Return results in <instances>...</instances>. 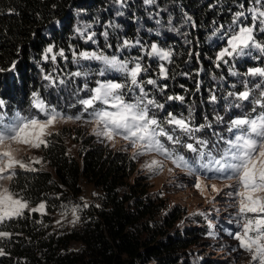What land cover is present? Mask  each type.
I'll use <instances>...</instances> for the list:
<instances>
[{"label":"trees","instance_id":"1","mask_svg":"<svg viewBox=\"0 0 264 264\" xmlns=\"http://www.w3.org/2000/svg\"><path fill=\"white\" fill-rule=\"evenodd\" d=\"M250 3L252 0H156L154 5L145 6L143 0H128L121 10L128 11L125 14L139 10L147 27L136 32L128 24L123 33L108 27V42L98 45L95 50L107 53L111 50L120 56L127 53L134 54L133 57L141 56L139 47L117 50L125 39L141 40L145 46L157 42L162 47L171 48L173 57L170 63H166L167 79L156 75L158 61L155 58H150L147 63L148 57L145 56L142 61L148 69L139 78L142 86L151 99L163 104L162 108L151 107L150 112L167 131L171 127L166 123L169 113L190 121L191 127L198 129L192 132L196 134L194 143L199 145L198 141H204L206 151L219 155L226 147L224 141L233 136L229 132L232 119L255 116L264 111L253 103L260 98L259 89L253 90L252 100L240 102L239 107L228 96L229 92L244 90L246 79L253 84L259 82V78L244 74L250 67H264V53L253 50L252 56L231 61L233 70L239 74L236 76L231 75L229 64L221 63L217 67L213 60V52L216 54L225 41L220 39V33L216 36L212 33L220 25L227 29L233 13L241 11V5L245 9ZM114 4L113 0H0V69H3L0 71V100L4 101L8 115L15 110L24 115H37L32 104L33 93H37L45 103L55 101L56 106L62 103L66 113L73 114L79 109V96L86 95L88 90L85 92L78 82L93 85L96 78L103 77L96 75L91 68L99 66V62L73 61L70 47L76 52L90 50L91 47L75 40L72 26L80 13L88 18L97 15L103 20L106 12L105 21L111 18L114 23H119L120 17H114L110 11ZM157 13L164 28L169 16L174 20L172 25L175 28L185 27L190 36L186 43L196 44L194 48L198 54H186L185 44L165 31L160 37L153 33L155 30L150 28L147 15L154 17ZM185 14L192 18L194 27L184 21ZM249 21L248 17L244 23ZM150 22L155 23V19L151 18ZM210 36H213L212 43L207 45ZM255 38L264 41V33L257 29ZM217 41L219 43L213 47ZM49 45L54 46L57 52L63 49L67 59L57 56L55 62L43 60L41 56ZM13 61L16 62L15 68L9 71ZM71 67L84 69L89 73L88 77L77 79L76 84L71 81L65 84V81L59 83L56 73V82L51 87L49 83L47 86L44 76L53 75L50 69H57L60 73ZM154 76H157L156 84H147V79ZM213 95L216 96L215 101L211 99ZM177 96L183 99H169ZM50 133L46 137L47 147H40L41 158L50 169L16 168V175L8 181V188L26 201L35 203L42 200L46 205L45 212L32 213L25 209L21 216L0 223V232L9 234L0 237V250L4 253L0 255V264H190L187 249L194 241L192 227L185 226L180 231L171 229L176 215L168 220L164 218L162 224L150 220L156 206L138 188L140 183L126 180L133 164L125 152L86 143L79 156L75 157L66 152L57 131ZM174 136L181 138L177 144L180 147L182 139L188 135L178 131ZM80 178L102 190L100 204L83 210L78 228L58 233L50 230L48 213L79 198ZM72 241H77L78 246L70 247Z\"/></svg>","mask_w":264,"mask_h":264},{"label":"snow or ice","instance_id":"2","mask_svg":"<svg viewBox=\"0 0 264 264\" xmlns=\"http://www.w3.org/2000/svg\"><path fill=\"white\" fill-rule=\"evenodd\" d=\"M120 7L127 4L128 0H113ZM145 5H154L156 0H143ZM252 7L233 13L231 24L227 29L220 25L212 33L216 36L220 33V39L225 41V46L221 47L216 53L215 62L217 67L221 63L229 64L231 75H239L233 70L231 61L252 56L253 50H259L264 53V44L258 42L255 38V31L258 29L264 32V0H252ZM117 15H123L117 12ZM159 16V13L156 14ZM153 17L155 23L163 27L161 19ZM251 17L252 24L244 23L248 17ZM186 23H192V18L185 14ZM194 27V23H192ZM92 25H83L76 28L78 36L85 39L86 42H95V33L89 31ZM107 27H118V25L109 24ZM223 29V31H221ZM168 30L176 31L172 25V17L168 18ZM149 31H153L149 29ZM159 35V32H156ZM105 38L108 32L103 33ZM111 47V45H108ZM141 48L142 55L121 59L116 55L109 56L103 51L84 50L73 51V61H97L102 67L97 75L104 77L108 72L119 73L122 81L115 79L97 80L96 86L88 88L87 83L84 87L90 95L82 100L80 104L83 112L75 116H65L55 108H51L40 100L37 93H33L32 104L43 114L44 119L36 116H23L17 112L13 117L7 120L3 111H0V182L12 180L16 175L14 169L17 167L26 170H35L28 164L19 159L16 155V149L13 145H28L36 149L41 146L47 147L46 137L51 133L48 129L60 120H76L84 123L93 124V133L102 138V140L115 144L116 138H120L131 147L133 158L141 155L155 154L163 157L165 160L186 172L189 176L195 177V187L201 188L202 175L212 173L215 178L230 180L233 183L225 184L224 188L229 189L225 194L232 201L231 207L235 210V222L241 230L232 233L233 238L239 242V248L248 252L250 255L249 264H264V111L255 116L237 117L230 121L229 132L233 136L224 141L226 147L219 155H213L210 151L205 150V142L198 141L201 147H194L189 143L184 145L189 151L197 153L196 157L189 160L182 154L169 149L161 142V137L172 144H179V139L161 125V122L151 112V107L162 108L155 100L148 96L147 91L142 86L140 76L147 72L143 65L144 57L156 58L161 63L158 65V76L164 79L168 78V69L166 63H170L173 57L171 48H165L157 42H152L145 46L141 40L125 39L118 46V51L124 48ZM57 56L64 57L65 52L60 49L54 51V46L49 45L45 48L42 59H51L56 61ZM255 58V57H254ZM16 62L13 61L9 71L15 68ZM3 71V69H0ZM74 77L87 78L89 73L84 70L71 73ZM246 77L259 78V82L253 84L251 80L244 81V90L238 92H229L228 96L235 101V106L239 107L240 102L252 100L254 89L260 90V98L253 101L258 107L264 109V67H250L244 74ZM45 80L56 81L49 75L44 76ZM59 83H64L60 80ZM147 84H156V80L148 79ZM138 89V95L134 99H126L127 92ZM127 90V92H126ZM169 99L182 100L183 97H169ZM213 101L216 96L211 97ZM6 107L3 100H0V110ZM255 112V108L253 109ZM166 123L185 133H192L198 129H193L190 121L184 118H176L169 113ZM36 160L34 163H39ZM142 168L149 172H158L162 170L163 163L157 159L146 161ZM171 171V169H169ZM206 178H213L208 176ZM212 190L221 192L222 189L212 185ZM88 204L83 205H64L65 215L71 212L73 219L71 223L75 224L79 220L81 208H87ZM29 207L28 202L16 198L15 194L8 188L0 186V223L6 219L19 217L24 210ZM46 205L41 202L37 207L31 208L32 213L45 212ZM251 214V215H250ZM60 223V221H57ZM211 227V226H210ZM9 234L0 232V237H7ZM213 235V233H209ZM236 249H233L235 251ZM0 250V255H3Z\"/></svg>","mask_w":264,"mask_h":264},{"label":"rangeland","instance_id":"3","mask_svg":"<svg viewBox=\"0 0 264 264\" xmlns=\"http://www.w3.org/2000/svg\"><path fill=\"white\" fill-rule=\"evenodd\" d=\"M252 6L253 4L250 3L247 6V8ZM110 11L113 12L112 15H114V17H120L119 19L121 21H119V23L118 22L114 23V20L111 18L105 21V19L107 18L106 12L104 14L105 16L102 18L103 20H100L99 17H97V15L88 18L85 17V15H83L82 13H80L78 20H75L76 23L72 26L73 29L72 32H74L73 36L75 37V40L77 41L81 40L82 43H87L90 45L91 47L90 50H95L96 48H98V45L104 44L103 42H108L110 32H109V28L108 27L106 28V25L109 24L118 25V27H111V29L115 28L120 33L124 32L128 24H131L133 29L135 31L137 30L136 32L144 31V28L147 27L144 26V17L142 16L139 10L137 12H133L131 10L129 14H125L128 11L121 10V7H119V5L114 4L112 10ZM118 11L122 12L123 15H117ZM147 17L149 18L150 28H153L155 30L153 33L159 32L160 34H162L165 31L170 36L175 37L178 41L185 44V47H187L186 54L193 56L198 54L196 47L194 48L196 44L192 45L190 44L191 43L190 42L187 45L188 41L190 40V36L188 35L189 33L188 31H186L185 27L176 28L177 29L176 31H169L168 23H166L167 27L164 28L165 25H163V27H159L161 28V30H159L156 23L150 22V19L153 18L152 15L151 16L147 15ZM157 17L158 16H156V18ZM86 18H88V20ZM249 18L250 21L247 25L252 24L251 17L249 16ZM86 24L92 25L89 31L94 32L95 34L96 33L99 34L98 36L95 35L94 37L95 42H86L85 39L75 34L76 33L75 30L78 26H83ZM105 31L108 32L107 38H105V36L103 35ZM160 34L159 37L161 36ZM98 37H100V39ZM212 38L213 36L209 37L210 40L206 42L207 45L212 43ZM257 41L264 44V41L262 42L260 40ZM217 43H219V41H217L215 44H212V46L214 47ZM224 46L225 43L222 45V47ZM69 49H70L69 53L72 54L73 53L72 47H70ZM108 52L109 53L107 52L104 53L109 56L116 55L118 58L121 59H129L135 56L134 54L131 53H127L123 56H120L119 53L113 52L111 50ZM213 56H214L213 60L215 61V56H216L215 51L213 52ZM149 59L150 58H147V63ZM194 59L198 60L197 58ZM156 60L158 61V65H159L161 62L158 59ZM86 67L88 68L87 65ZM101 67L102 65L99 62V66L95 65L92 66L91 68L94 69V72L97 75ZM66 69L67 68H65V70L61 71L60 73L59 71H57V69L56 70L50 69V71L53 72V75H50V77L54 79V75L57 73V75L55 76L56 78H58L57 80L60 81L61 79L66 82L65 84L67 83L70 84V81L71 83L76 84V82H78L77 79L82 78V76L81 77L72 76L74 78H71L70 77L71 74L70 73L67 74V73L69 71L74 73L76 71H80L84 69L82 68L78 69L74 67H71L70 69L67 70ZM156 71L158 72V69ZM61 73L62 75H60ZM63 75L65 77H63ZM106 75H108L109 77L96 78L93 85H87L88 88L90 86L91 88L95 87L97 80L115 79L111 77L114 75L121 76L119 73H115V72H108ZM156 75H158V73H156ZM156 77L155 76L149 77L148 79L150 78L155 79ZM115 80L122 81L123 77ZM45 82L47 86L48 83L49 86L50 85L53 86L54 84L52 80H45ZM78 83L79 86L83 88V90L86 92L87 89L84 87L85 85L84 81H82L81 83L79 81ZM214 87L216 88V86ZM85 94L86 95L79 96V98L82 100L90 95L89 92H86ZM127 94L128 97L126 99L132 100L135 98L136 95L139 94L138 89L132 92H127ZM54 102L55 101L53 102L50 101L46 103L43 102V103L51 108L57 109L65 116H75L83 112V108L80 103H79L80 104L79 109L75 111V113L69 114L63 110L62 103L58 104L59 106L58 107L54 104ZM212 106L214 107V104ZM34 110L35 111L37 110L36 111L38 112L37 115L29 114L24 116H36L40 119H44L43 114L40 113L38 109L34 108ZM173 116L176 118H182L177 115H173ZM92 129H93V124L91 123H84L83 121H76V120H60L56 122L54 126L50 127L48 129V132L57 131L63 139L66 152L75 157L79 156V152L82 150L83 145L86 143L100 145L108 150H121L125 152L129 156L133 164V169L131 171V174L126 178V180L129 182L136 181L137 183H140V185H138V188L140 190L142 189L143 195H147V197L152 199L154 205L156 206L153 217L150 218V220L155 222V224L156 223L162 224L164 218L165 219L167 218L168 220L173 215H176L171 229L178 228L180 231L185 226L192 227V231H193L192 238H194V241L190 243L187 249V257L190 264H249L250 261L249 253L239 248V242L235 240L232 235V233L241 230L238 224L235 222V210L231 207L232 201L225 194L227 191H229V189L224 188L225 184L233 183V181L217 179L212 173H210V175L205 174L200 177L201 188L198 190L194 186L195 177L187 175L185 171L175 167L171 163V161L165 160L163 157L157 156L154 153L141 155L138 158H133L134 150L131 147H129L126 144V142H124L120 138H116L115 144L113 146V143L102 140V138L97 137L93 133ZM172 129H174L173 126L169 128L168 131L169 134L175 135L178 131L182 132L179 129H175V131H173ZM182 133L184 134V132ZM186 134L188 136L187 137L185 136L184 139H182V145L180 147H184V145L191 143L194 145V147L199 148L200 146L194 143L196 134L195 133L194 134L186 133ZM178 138L179 140H181L180 137ZM160 139L161 142L164 143L166 147L178 152L179 154H182L189 160L194 159L197 155V153L192 154L191 152H187L186 150L188 149L186 147H184V149L177 147V144H172L166 139V137H161ZM13 147L17 150L16 151L17 157L26 164H28L30 168L50 169L47 163L41 158L40 148L33 149L30 148V146L28 145H13ZM154 158L160 160L163 163L162 170L158 172H149L146 168H142V165L146 161H150L151 159ZM36 160L40 162L34 163V161ZM169 169H171V171H169ZM208 176H212L213 178H206ZM133 177L134 180H132ZM8 181L9 180H4L0 182V186L8 188ZM79 182L81 189L80 196L74 203H71L70 206L83 205L85 203L89 205L88 207H94L99 205L100 199L102 198V194H103L102 190L96 185L92 184V182L86 181L84 178H80ZM212 185H215L216 188L222 189L223 191L221 192L213 191ZM9 191L12 192L10 189ZM12 193L15 194L16 198H21L20 195L14 192ZM41 202L43 201L40 200L35 203L28 202L29 207L26 210L30 211L31 208L37 207ZM83 210H85V208L82 207L79 212V220L75 224L71 223L73 216L70 211H68L65 215H62V212H65V209L63 207L53 210L52 212L48 213L50 215V218L48 220L49 229L58 233L64 230L78 228L83 218V214H84ZM57 221H60V223H57ZM210 232L213 233V235H209ZM77 246H78L77 241L70 242V247L74 248ZM233 249L236 250L233 251Z\"/></svg>","mask_w":264,"mask_h":264}]
</instances>
